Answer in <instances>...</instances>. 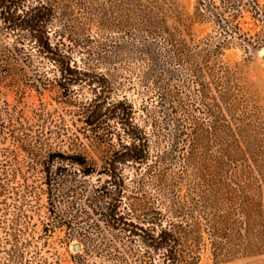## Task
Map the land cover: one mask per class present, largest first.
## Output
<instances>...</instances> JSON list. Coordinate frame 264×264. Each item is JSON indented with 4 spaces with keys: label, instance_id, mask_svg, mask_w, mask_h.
<instances>
[{
    "label": "rangeland",
    "instance_id": "rangeland-1",
    "mask_svg": "<svg viewBox=\"0 0 264 264\" xmlns=\"http://www.w3.org/2000/svg\"><path fill=\"white\" fill-rule=\"evenodd\" d=\"M258 1L264 8V0ZM172 2L187 54L207 42L214 49L217 30L194 20L196 0ZM102 4L59 0L47 29L59 54L53 57L41 53L26 30L11 29L0 16V45L20 49L18 61L0 72V105L28 122L23 131L5 113L0 116V219L8 225L19 220L21 240L27 242L24 263L138 264L147 247L134 226L157 231L159 224L192 220L185 200L195 179L193 166L187 165L170 120L184 109L200 115L194 76L188 65L158 57L163 39L149 54L142 50L141 35L129 30L127 18L118 21L108 4L107 16L97 17L93 9ZM240 25L257 46L248 51L234 40L212 57L244 87L248 111L264 116V20L245 13ZM25 134L36 147L34 156L19 143ZM143 135L147 158L122 161L123 145ZM113 160L120 162L107 171ZM100 206L112 217L100 215ZM124 221L130 223L125 230ZM199 247L196 264H264V253L214 260L205 236ZM163 252L152 251V262Z\"/></svg>",
    "mask_w": 264,
    "mask_h": 264
},
{
    "label": "trees",
    "instance_id": "trees-1",
    "mask_svg": "<svg viewBox=\"0 0 264 264\" xmlns=\"http://www.w3.org/2000/svg\"><path fill=\"white\" fill-rule=\"evenodd\" d=\"M105 4L118 21L127 18L129 30L141 35V49L146 53L151 52L158 39H163L165 46L158 57L162 55L169 63L188 65L198 97L200 115L184 109L181 113L175 112L170 120L174 139L186 149L187 165L193 166L195 179L191 194L185 200L186 204L189 201L187 207L192 220L190 224H159L157 231L134 226L144 234L147 247L138 264H196L198 257L195 254L204 236L217 261L264 253V116L257 110L248 111L250 109L244 104V87L225 65L212 57L234 40L245 45L248 51L256 47L258 42L244 37L240 21L245 13L253 19L264 20V8L258 0H196L194 20L210 22L217 30L219 41L213 44L214 49L207 42L201 50L188 55L181 18L172 0H104L100 8L93 9L97 17L107 16ZM58 5L59 0H35L33 3L0 0V16L11 29L26 30L37 42L39 51L53 57L59 54L50 42L47 29L57 16ZM169 20L173 25L167 24ZM19 53L16 45H0V72H4V67H12V63L18 61ZM191 54L197 60L194 61ZM151 59L155 61L157 56ZM159 78L161 74L157 76ZM3 113L21 130H26L28 122L20 114L0 105V116ZM12 133L15 135L14 131ZM28 138L25 134L19 138V143L27 145L28 154L34 156L36 147L30 145ZM38 141L36 138L34 143ZM147 142L144 135L132 138L129 145L122 147V161L143 162L148 156ZM118 162L108 163L107 171L115 169ZM46 163L48 166V161ZM98 212L106 220L108 215L112 217L101 206ZM18 221L13 218L8 225L0 219V229L4 230L0 252L6 255L0 258V264L31 263L21 260L27 242L21 240L22 229L17 226ZM122 225L125 230L130 223L124 221ZM7 243L9 248L3 245ZM159 250L164 251L161 260L152 262L151 252Z\"/></svg>",
    "mask_w": 264,
    "mask_h": 264
},
{
    "label": "bare ground",
    "instance_id": "bare-ground-1",
    "mask_svg": "<svg viewBox=\"0 0 264 264\" xmlns=\"http://www.w3.org/2000/svg\"><path fill=\"white\" fill-rule=\"evenodd\" d=\"M261 53H262V54H263V56H264V48H262V50H261ZM262 54H261V55H262Z\"/></svg>",
    "mask_w": 264,
    "mask_h": 264
},
{
    "label": "water",
    "instance_id": "water-1",
    "mask_svg": "<svg viewBox=\"0 0 264 264\" xmlns=\"http://www.w3.org/2000/svg\"><path fill=\"white\" fill-rule=\"evenodd\" d=\"M263 59H264V56H263Z\"/></svg>",
    "mask_w": 264,
    "mask_h": 264
}]
</instances>
